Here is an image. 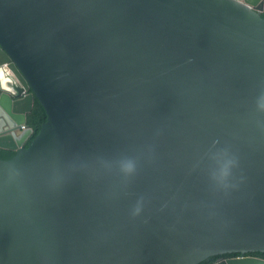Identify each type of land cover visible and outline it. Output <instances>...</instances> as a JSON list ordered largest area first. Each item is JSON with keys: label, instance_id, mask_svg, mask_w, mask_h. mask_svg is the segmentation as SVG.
I'll return each mask as SVG.
<instances>
[{"label": "water", "instance_id": "1", "mask_svg": "<svg viewBox=\"0 0 264 264\" xmlns=\"http://www.w3.org/2000/svg\"><path fill=\"white\" fill-rule=\"evenodd\" d=\"M263 12L0 0V264H264Z\"/></svg>", "mask_w": 264, "mask_h": 264}, {"label": "trees", "instance_id": "2", "mask_svg": "<svg viewBox=\"0 0 264 264\" xmlns=\"http://www.w3.org/2000/svg\"><path fill=\"white\" fill-rule=\"evenodd\" d=\"M264 16V12L262 13ZM47 120V112L43 104L40 102L38 98H35L33 109L27 114V123L26 125L28 127L33 128V134L31 137L27 140L26 146H29L30 143L36 138L38 135L43 123ZM16 154L15 150L12 149H6V148H0V158L2 159H10L14 157ZM250 255H255L264 258L263 252H252L249 253ZM232 255H239V253H226V254H218V255H212L211 257L201 261L198 264H212L216 261H218L222 257H228Z\"/></svg>", "mask_w": 264, "mask_h": 264}, {"label": "flooded vegetation", "instance_id": "3", "mask_svg": "<svg viewBox=\"0 0 264 264\" xmlns=\"http://www.w3.org/2000/svg\"><path fill=\"white\" fill-rule=\"evenodd\" d=\"M26 125V124H25ZM24 126V125H23ZM22 126V127H23ZM27 126V125H26ZM27 128H28V126H27ZM22 130V129H21ZM247 255H250L249 253H247ZM238 256H240V254L239 255H232V256H228V257H222V258H220L218 261H220V260H225V259H229V258H234V257H238ZM253 256H255V255H253ZM259 257V256H258Z\"/></svg>", "mask_w": 264, "mask_h": 264}, {"label": "built area", "instance_id": "4", "mask_svg": "<svg viewBox=\"0 0 264 264\" xmlns=\"http://www.w3.org/2000/svg\"><path fill=\"white\" fill-rule=\"evenodd\" d=\"M25 94H27V92H26ZM26 128H27V126H26V125H24V126H23V129H26Z\"/></svg>", "mask_w": 264, "mask_h": 264}, {"label": "clouds", "instance_id": "5", "mask_svg": "<svg viewBox=\"0 0 264 264\" xmlns=\"http://www.w3.org/2000/svg\"><path fill=\"white\" fill-rule=\"evenodd\" d=\"M29 92V91H28Z\"/></svg>", "mask_w": 264, "mask_h": 264}]
</instances>
